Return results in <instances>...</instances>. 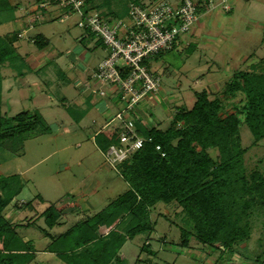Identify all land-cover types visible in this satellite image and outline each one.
<instances>
[{
	"label": "rangeland",
	"instance_id": "1",
	"mask_svg": "<svg viewBox=\"0 0 264 264\" xmlns=\"http://www.w3.org/2000/svg\"><path fill=\"white\" fill-rule=\"evenodd\" d=\"M8 1L19 6L15 16L23 18L18 19V23L16 20L1 22L0 36L9 40L20 34L14 46L23 57L20 65L23 72L11 69L8 63L3 66L2 77L9 83L6 85L4 82L2 86L1 111L10 118L22 111L33 115L39 113L46 123L40 125L42 128L36 131L39 134L27 140L22 149L13 139L3 146L0 144V172L5 176L16 174L25 180L23 192L6 209L4 216L13 223H19V235L34 244L36 253L28 264H66L56 254L50 253L48 246L75 223L85 220L84 211L94 215L129 190L118 172V165L116 168L108 165L105 152H101L92 138L93 130L97 131L104 125V119L110 122L122 107L114 105L115 97H102L108 106L105 110L108 118L102 114L104 108L99 110L98 105L83 103V96L92 95V89L98 87L96 80L90 81L89 76L105 54L102 46L94 48L91 41L79 43L80 33L84 31L76 25L77 16L61 18L59 8L49 7L48 2V7L41 9L42 0ZM152 1L156 0H138ZM200 1L204 6V1ZM219 1L213 0L214 5L217 6ZM227 3L235 8L233 14L223 13L214 7L206 12L208 2L204 6L205 12L199 17L202 27H193L191 34L176 41L174 50L152 60V69L161 79V89L149 98V106L141 107L134 117L143 116L148 127L153 125L166 131L172 125L177 108L190 110L196 100L195 93L202 91H207L210 100L219 98L224 103L223 118L236 112L234 105H239L242 97L235 98L225 89L230 79L225 73L226 63L229 68H240L246 58H249L248 63L264 59V0H240L237 3L236 0H227ZM107 5L115 10L117 0H108ZM106 10L103 8L97 13L102 15ZM226 30L232 34H225ZM38 35L51 41V45L41 51L40 57L35 55L40 50L30 42L31 36ZM87 45L93 50L88 51L83 59ZM190 45L194 46L191 52L187 49ZM53 52L59 53L60 59L41 70V62L47 63ZM27 54L30 56L25 58ZM31 67L39 69L32 70ZM59 73L64 76L59 77ZM8 90L13 91L10 96L6 94ZM96 96L93 95V100ZM64 100L66 104H63ZM73 110L82 114L84 111L87 116L78 124L70 117L75 115L69 114ZM46 125L48 129L43 131ZM240 136V145L247 150L243 157L245 174L249 176L254 171L263 174L264 140L253 144V137L243 124ZM17 150L24 155L16 157ZM208 154L213 159L218 158L215 149L209 150ZM36 196L42 200L34 202L35 209L26 207L19 210ZM65 204H71L74 210L65 208L60 225L49 230L51 239L44 232L47 226L44 217L40 216L51 205L63 208ZM245 214L241 225L247 224L249 228L248 240L236 247L235 254H225L220 259L219 250L203 247L195 235L189 237V246L183 248L182 230L192 232V225L178 205L158 203L150 215L151 228L155 224V229L127 240L119 255L124 264H255L257 256L264 251V204L253 205ZM27 224L33 225L28 228ZM124 230L126 224L121 228L122 232ZM98 234L105 235L106 229L101 228ZM146 244L148 251L155 252L154 255L143 252Z\"/></svg>",
	"mask_w": 264,
	"mask_h": 264
},
{
	"label": "trees",
	"instance_id": "2",
	"mask_svg": "<svg viewBox=\"0 0 264 264\" xmlns=\"http://www.w3.org/2000/svg\"><path fill=\"white\" fill-rule=\"evenodd\" d=\"M107 1L85 0V12L107 8L103 17L124 19L130 4L138 3V0H117L116 9L112 10ZM203 1L208 4V0ZM56 4V0H51V6L58 8ZM18 7L0 0V23L15 21ZM203 12L204 6L199 7V13ZM17 40L18 35L9 40L0 36V144L3 146L13 139L22 149L46 122L39 113L23 111L10 118L1 111L3 66L8 63L11 69L23 72L20 69L23 58L14 46ZM31 40L40 50L50 43L42 35ZM187 49L191 52L193 46ZM225 89L235 98L242 97L239 105H234L236 112L225 118L222 117L224 103L219 98L210 100L207 91L195 93L196 100L190 110L177 108L166 131L145 126L135 118L138 134L151 142H146L117 167L129 190L109 207L71 226L54 239L48 251L66 264H124L119 255L121 248L127 240L155 229V224L151 228V210L164 203L178 205L192 225V232L182 230L183 248L189 246V237L195 235L203 247L219 250L220 259L225 254H235L236 247L249 238V228L247 224L241 225V218L253 205L264 204V173L245 174L243 157L247 150L240 145L242 124L249 129L253 144L264 140V59L235 71ZM47 129L46 125L42 130ZM95 142L105 152L118 144V129L98 132ZM211 149L216 150L217 159L208 154ZM24 184L19 175L5 176L0 172V264H28L36 253L32 241H25L19 235L20 224L4 216L23 192ZM36 200L42 199L36 196L19 210L35 209ZM70 205L63 208L51 205L43 211L40 217H44L46 235L51 237L49 230L60 225L65 208ZM124 224L126 230L122 232ZM32 225L27 224L28 228ZM101 228L106 229L105 235L98 234ZM148 249L147 244L142 248L149 255L155 254ZM254 263L264 264V251Z\"/></svg>",
	"mask_w": 264,
	"mask_h": 264
},
{
	"label": "built area",
	"instance_id": "3",
	"mask_svg": "<svg viewBox=\"0 0 264 264\" xmlns=\"http://www.w3.org/2000/svg\"><path fill=\"white\" fill-rule=\"evenodd\" d=\"M46 2L51 6V0H42L39 8H47ZM56 2L64 11L61 18L77 16L76 25L101 41L108 52L94 77L113 87L122 104V109L106 126L116 122L114 125L119 131L118 144L105 151L108 165L116 168L146 142H151L138 134L134 117L136 110L144 107L161 89V79L151 62L160 54L172 51L181 36L191 33L199 21L202 4L196 0L133 2L124 19H114L90 10L85 12L84 0ZM208 2V10L215 8L213 0ZM221 6L224 11L231 10L227 0H222ZM101 95H105V91H101Z\"/></svg>",
	"mask_w": 264,
	"mask_h": 264
},
{
	"label": "crops",
	"instance_id": "4",
	"mask_svg": "<svg viewBox=\"0 0 264 264\" xmlns=\"http://www.w3.org/2000/svg\"><path fill=\"white\" fill-rule=\"evenodd\" d=\"M178 1V0H177ZM221 1L222 0H220L219 2H218V4H217V6H215V8L214 9H217V10H222V11H224L223 9H222V6H221ZM240 0H236V3L237 2H239ZM245 1H248V0H245ZM228 4V3H227ZM231 4V3H230ZM229 4V6L231 7L232 5H230ZM61 12H62V14L64 13V11L62 10V9H59ZM234 10H235V8H233V7H231V10L230 11H224L223 13H228V14H233L234 13ZM208 11V9L206 10V12ZM59 14H61V13H59ZM61 14V15H62ZM60 15V16H61ZM200 15H201V13H200ZM55 17V16H54ZM20 18H23L22 16H16V23H18V19H20ZM51 18H53V17H51ZM197 26H199V27H202V25H201V23H200V21H198V23L196 24V26L195 27H197ZM205 26V25H204ZM194 27V28H195ZM257 27H261V26H257ZM193 28V29H194ZM230 28L232 29V26H230ZM192 29V30H193ZM82 31V30H81ZM229 30H226V31H224L225 32V34H229V33H227ZM83 32V31H82ZM23 33V32H22ZM191 33H192V31H191ZM190 33V34H191ZM230 34H232V33H230ZM229 34V35H230ZM43 36V35H42ZM45 37V36H44ZM29 38V37H28ZM34 37L33 36H31L30 37V39H33ZM47 40H49L47 37H45ZM264 40V39H263ZM78 41H79V43H81V44H85L87 41H91L92 43H93V45H95L94 46V48H96L97 46H102L103 47V51H104V58L108 55V52L105 50V48H104V46L102 45V43H101V41H96V39L94 38V36H90V35H88V34H85V33H80V37L78 38ZM223 41H225V40H221V42H223ZM20 42H21V40H20ZM30 42L33 44V42H32V40H30ZM49 45L46 47V48H48L50 45H51V41L49 40ZM101 43V45H98V44H96V43ZM221 42H219L218 44H221ZM88 47H87V51L84 53V56H83V59H85L87 56H86V54H88V51L90 52V51H92L93 50V48H91L92 46H90V45H87ZM219 46V45H218ZM90 47V48H89ZM37 48V47H36ZM46 48H44V49H46ZM193 48H194V46H193ZM38 49V48H37ZM38 50H40V49H38ZM43 50V49H42ZM42 50H40V52H39V54L38 53H36L35 55L37 56V57H40L41 56V51ZM18 51H19V49H18ZM191 51H193V49L191 50ZM52 52V51H51ZM20 55V54H19ZM21 56V55H20ZM30 55L29 54H27L26 56H25V58H28ZM86 56V57H85ZM22 57V56H21ZM23 58V57H22ZM49 58H50V60H48L47 61V63H45V62H41L42 63V66H40V68H41V70H44V69H47L50 65H52V63H54L57 59H60V54L59 53H55V52H53V53H51V56H49ZM103 58V59H104ZM102 59V60H103ZM155 59V58H154ZM228 59H230V57L228 58ZM91 60V58L89 59V61ZM101 60V61H102ZM88 61V62H89ZM100 61V62H101ZM156 61V60H155ZM34 63H36V61H33ZM51 62V63H50ZM99 62V63H100ZM154 62V61H153ZM153 62H151V64L153 63ZM248 62H249V58H246L245 59V63H244V65H242L243 67H240V68H232V67H228V64L226 63V65H227V71H225V73L226 74H228L230 77H232V75H233V73L235 72V71H237V70H240V69H242V68H244V67H246L247 65H248ZM33 63V64H34ZM99 63L97 64V66L96 67H94V69H93V73H91V75L89 76V80L91 81L92 79L93 80H96V78L94 77V73H96V71H97V67H98V65H99ZM230 64H231V66H233L232 65V63L230 62ZM249 64H252V62L251 63H249ZM33 67V66H32ZM31 67V69L32 70H37V69H39V68H37V69H33ZM71 70V69H70ZM70 70H68V71H70ZM2 72H3V69H2ZM67 72V71H66ZM14 73V72H13ZM3 75V74H2ZM59 75V77L61 76V78L64 76V74L62 75V74H58ZM17 76V75H16ZM15 76V77H16ZM24 76V75H23ZM7 78L5 79L4 77H3V82H2V86L4 85V82L6 83V85H7V83H9V82H7ZM65 80V79H64ZM62 81V80H61ZM66 81V80H65ZM64 81V82H65ZM99 84V85H98ZM11 86H12V84H10ZM95 85L96 86H98V87H96L94 90L92 89V95H87V96H83V100H84V105H85V103L86 104H90V105H98L99 106V110H102V108H104V111L102 112V114H106V112H105V110H107V103L104 101V100H102V97H110V98H112V97H115V103H114V105L115 106H117L118 108H120V107H122V104H121V102H120V100H119V96H118V94L116 93V91L114 90V88L113 87H109V86H107V85H104L103 83H101L100 81H95ZM82 88V87H81ZM13 89H14V87H13ZM20 90V89H19ZM101 91H105V95H101ZM4 91L2 90V93H3ZM12 90H8L7 91V96L9 95H11L12 94ZM4 94V93H3ZM80 95L81 94H83V93H79ZM97 95L96 96V98L93 100V95ZM148 101L149 100H147L146 102H145V108L147 107V105L149 106V103H148ZM116 102H119L120 104H117ZM63 104H66V102H65V100H64V102H63ZM121 105V106H120ZM69 106H71V105H69ZM64 107H67L66 105H64ZM69 109H71L70 107H69ZM137 111V110H136ZM139 111H141V110H139ZM23 112V111H22ZM25 112V111H24ZM83 112V114L82 113H79L78 111H76V110H73V111H69V114H71V113H73V114H75V115H71L70 117H71V119H74V121H76L78 124L87 116L86 115V112H84V111H82ZM106 116L108 117V114H106ZM109 118V117H108ZM135 118H137V119H139L140 120V122L142 123V124H144L145 126H147L146 124V121L143 119V116H140V115H136V117ZM105 121H104V125H102L99 129H97V131H94L93 130V133H94V135H93V140H94V142H95V139H96V135L98 134V132H100V131H102V130H105V129H109L110 127H111V125L113 124H110L108 127H106L108 124H109V122L106 120V119H104ZM116 128V126L115 125H113L112 127H111V129L113 130V129H115ZM52 127H51V131H52ZM96 143V142H95ZM101 150V149H100ZM101 152H102V150H101ZM20 153V150H18V152L16 153V157L17 156H23L24 155V153L23 152H21V154H19ZM103 154V153H102ZM12 175H16V174H12ZM7 176H10V175H7ZM23 177V176H22ZM122 178V177H121ZM123 179V178H122ZM24 180V179H23ZM124 180V179H123ZM24 182H25V180H24ZM125 193V192H124ZM123 193V194H124ZM123 194H121V195H119V196H122ZM118 196V197H119ZM68 210L70 209V211H71V209H73V207H68L67 208ZM92 209V208H91ZM74 210V209H73ZM66 211V210H65ZM64 211V212H65ZM84 215H86V216H90V215H88V212L87 211H84V213H83Z\"/></svg>",
	"mask_w": 264,
	"mask_h": 264
}]
</instances>
